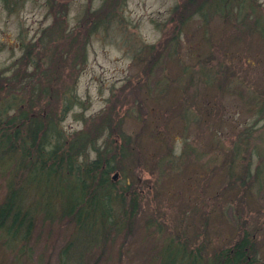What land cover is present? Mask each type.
Wrapping results in <instances>:
<instances>
[{"label":"rangeland","instance_id":"rangeland-1","mask_svg":"<svg viewBox=\"0 0 264 264\" xmlns=\"http://www.w3.org/2000/svg\"><path fill=\"white\" fill-rule=\"evenodd\" d=\"M187 1L0 0V107L18 104L54 121L66 142L82 133L117 152L110 177L137 194L136 228L109 235L87 264H169L166 239L178 231L208 259L245 229L264 263V186L252 181L264 163L255 153L264 148V0L235 1L229 16L191 12L171 43ZM230 166L234 177L251 172L243 189ZM6 180L0 165V202ZM61 203L50 201L51 211ZM34 216L27 242L11 250L0 238V264H57L73 223Z\"/></svg>","mask_w":264,"mask_h":264},{"label":"trees","instance_id":"trees-1","mask_svg":"<svg viewBox=\"0 0 264 264\" xmlns=\"http://www.w3.org/2000/svg\"><path fill=\"white\" fill-rule=\"evenodd\" d=\"M235 1L245 3L247 0H200L199 3L198 0H188L178 14L175 33L170 36V41H173L171 43L176 42L175 34L188 20L191 12L204 15L205 11L210 10L211 13L221 12L229 16V7ZM256 20L257 28L264 26L262 20ZM150 48L153 52L154 47ZM169 54L171 50L167 55ZM153 62L154 68L160 64L155 60ZM184 72L188 75L185 69ZM206 73L204 70L200 71L203 80L211 82L210 75ZM65 100L63 110L73 101L71 98ZM18 107V104L0 107V165L7 174L6 190L0 202V238L14 250L18 242H27L31 237L35 226L34 214L41 215L43 221L52 222L56 217L67 219L73 223V227L70 239L58 252L57 264H87L85 255H91L93 249L102 242H107L109 235H130L136 228L139 212L137 194L125 196L132 184L126 180V187H118L110 177L117 152L110 154L108 150H100L82 133L71 142H66L54 121L49 119L45 123L43 119ZM259 111L264 114V105L259 106ZM84 148H91L96 154L95 158L89 161L85 160L86 157L82 158ZM118 149L121 158L126 156L127 152L123 148ZM255 151L258 157L264 154L261 146H257ZM263 169L264 163H260L252 176L247 168V173L242 178L234 177L231 166L229 172H225L229 177L233 176L230 179L235 185L239 182V186H243L252 176V181L257 183V190H260L264 186ZM247 187H251V184ZM48 190H53L54 194L50 195ZM31 191L34 192L33 198L27 199V193ZM57 199L64 203L51 211L50 201ZM151 221L153 220H148ZM161 232L160 228L158 233ZM176 233L174 236L169 234L166 239V262L169 264L183 263L185 257L189 264H264L257 257L259 246L255 236L253 238L246 229L227 246L212 253L208 259L203 258V248L190 250L188 241L182 240V235L179 234L181 232ZM79 243L87 249L78 251ZM179 247L183 248V253L177 259L173 254ZM19 251L17 253L21 254Z\"/></svg>","mask_w":264,"mask_h":264}]
</instances>
